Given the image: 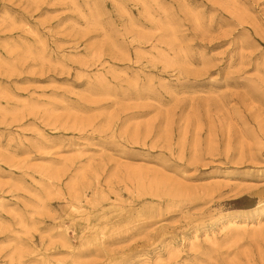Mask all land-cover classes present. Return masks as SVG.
Wrapping results in <instances>:
<instances>
[{
    "label": "rangeland",
    "instance_id": "374dc122",
    "mask_svg": "<svg viewBox=\"0 0 264 264\" xmlns=\"http://www.w3.org/2000/svg\"><path fill=\"white\" fill-rule=\"evenodd\" d=\"M0 264H264V0H0Z\"/></svg>",
    "mask_w": 264,
    "mask_h": 264
},
{
    "label": "bare ground",
    "instance_id": "6f19581e",
    "mask_svg": "<svg viewBox=\"0 0 264 264\" xmlns=\"http://www.w3.org/2000/svg\"><path fill=\"white\" fill-rule=\"evenodd\" d=\"M198 81H195L194 79H190L189 77H186L185 79L179 78L177 80V84L182 85V86H187L189 84H199L197 83ZM231 223V222H230ZM235 223V222H232ZM232 225H228L227 227H231ZM242 227H245L244 225Z\"/></svg>",
    "mask_w": 264,
    "mask_h": 264
}]
</instances>
